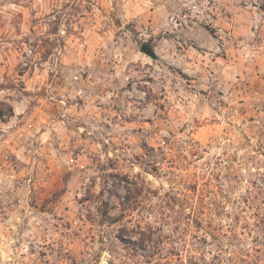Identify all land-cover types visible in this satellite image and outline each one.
Listing matches in <instances>:
<instances>
[{"label":"clouds","instance_id":"obj_1","mask_svg":"<svg viewBox=\"0 0 264 264\" xmlns=\"http://www.w3.org/2000/svg\"><path fill=\"white\" fill-rule=\"evenodd\" d=\"M256 206L264 0H0V264H264Z\"/></svg>","mask_w":264,"mask_h":264},{"label":"rangeland","instance_id":"obj_2","mask_svg":"<svg viewBox=\"0 0 264 264\" xmlns=\"http://www.w3.org/2000/svg\"><path fill=\"white\" fill-rule=\"evenodd\" d=\"M201 131H202V134L205 137H207V135H208L207 128H202ZM201 158H202V156H197V159H201ZM153 170H155V169H153ZM199 189H200V184H199V182H197L196 184L190 186L189 192L197 195V197H198ZM245 203H247V201H245ZM256 207H257V210L255 212H253V216L256 217V220H253V224H255L256 227H258V228H264V216L260 215L259 206H256ZM237 219H239V217H237ZM257 220L259 221V223H257ZM241 227H244V225H241ZM172 255L177 256V258H179V254L176 252H173ZM161 264H167V262L164 261L162 258ZM188 264H193V262L191 260H189Z\"/></svg>","mask_w":264,"mask_h":264}]
</instances>
